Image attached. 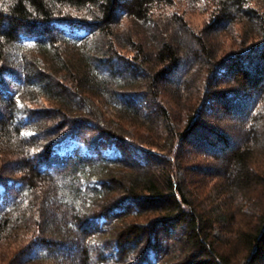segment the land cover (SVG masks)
<instances>
[{
	"label": "trees",
	"instance_id": "obj_1",
	"mask_svg": "<svg viewBox=\"0 0 264 264\" xmlns=\"http://www.w3.org/2000/svg\"><path fill=\"white\" fill-rule=\"evenodd\" d=\"M173 1L0 0V242L29 235L17 264L264 257V166L253 159L264 150V0H210L199 30L165 11ZM237 18L256 22L259 40L216 54L213 34ZM162 91L186 126L175 128ZM39 97L53 105L34 108ZM98 103L113 105V118ZM119 118L167 144L123 131ZM183 147L209 160L205 171L236 199L231 216L201 209L178 178ZM257 191L262 205L248 213Z\"/></svg>",
	"mask_w": 264,
	"mask_h": 264
},
{
	"label": "rangeland",
	"instance_id": "obj_2",
	"mask_svg": "<svg viewBox=\"0 0 264 264\" xmlns=\"http://www.w3.org/2000/svg\"><path fill=\"white\" fill-rule=\"evenodd\" d=\"M253 3H258L260 6L263 5V0H257ZM214 7V2L210 0H174L172 6L166 7L165 11L168 12H177L180 14L187 23L196 30H199L204 24L208 22L210 19L211 11ZM157 12H159L157 10ZM166 13V12H165ZM126 23L122 22L120 27H124ZM248 24V25H247ZM119 27V28H120ZM133 28H135L133 26ZM256 22L251 21L250 19L246 18H237L230 24H226L223 30L217 34H213L216 36H212V47L216 50V54L224 55L236 48H240L241 46H248L255 41H258L257 38V30H256ZM136 29V28H135ZM215 33V32H214ZM200 83V86H197L198 94L196 98L202 96L204 92V79H200L197 81V84ZM159 96V100L165 105L168 110L171 112L172 118L174 117V125L175 128H182L187 124V118L184 112H180L181 109L174 103L173 96H170L168 93L162 91ZM33 104L34 108H47L51 107L53 103L50 100L45 99L44 97H39ZM97 107L105 117L113 118V112L115 111L114 106L110 103L96 104ZM213 110H216V106L211 104ZM92 108V107H91ZM153 108V106H152ZM137 118H135L136 120ZM231 121L236 124H239L238 120H242L241 118H230ZM119 126L123 131H132L137 130L138 132L142 133L145 140H152L157 138V141L163 143L164 145L167 144V140L163 138L164 134L159 133L157 137L156 132L152 130L150 125H146L145 127H141L136 124L138 119L135 123H132L134 120H129L126 118H119ZM117 121V120H115ZM243 121V120H242ZM241 121V122H242ZM240 122V123H241ZM236 124H234L236 126ZM242 125V124H241ZM235 128V127H232ZM89 131L92 129V126L88 127ZM236 140L233 139V144ZM236 143V142H235ZM145 145V144H143ZM149 146V145H145ZM126 147V146H125ZM128 149L129 156H138L137 153L132 154L129 147ZM190 149L183 147L180 151V157L178 154L174 157V161L176 164L174 165V171L178 173V178L185 181V185L187 189L193 190L195 193H199L198 202L201 204V209H209L215 213L218 212L217 209L226 212L227 214L230 212V216L232 213V206L236 202L235 198H231V196H225L220 191V181L221 178L217 174H210L205 171V167L209 162L206 157L200 155V157H195L192 159L191 153H189ZM255 149L253 152L254 158L256 162L260 163L264 166V150ZM173 160H171L172 164ZM178 163V164H177ZM161 164V163H159ZM196 167V168H195ZM125 170V169H124ZM177 179V180H179ZM197 193V194H198ZM258 193V191H257ZM253 195V194H252ZM261 196V195H260ZM246 203V202H245ZM250 205L246 203V209L249 212H257L259 211L260 205H262L261 198L259 197V193L255 194V197L252 196L250 200ZM155 217L154 212L147 213L146 216L142 217L139 221H146V219ZM249 217L246 218L248 220ZM228 220V219H227ZM230 223L229 221H226ZM219 233V237H222V234ZM28 236L26 233L19 235L16 239L14 236L11 237L10 241H2L0 242V264H17L15 261V256L18 251L20 245L27 243ZM247 253H236L233 254V264H241L244 262V257ZM256 264H264V257L260 258Z\"/></svg>",
	"mask_w": 264,
	"mask_h": 264
}]
</instances>
